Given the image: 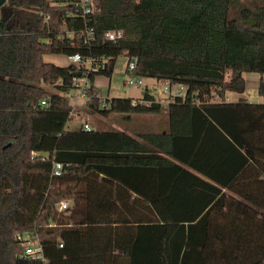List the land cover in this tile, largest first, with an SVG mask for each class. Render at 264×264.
<instances>
[{
    "label": "trees",
    "instance_id": "16d2710c",
    "mask_svg": "<svg viewBox=\"0 0 264 264\" xmlns=\"http://www.w3.org/2000/svg\"><path fill=\"white\" fill-rule=\"evenodd\" d=\"M72 1L0 6V264H264V103L224 98L245 91L244 72L264 74V0L233 17L236 0H92L97 12L66 17ZM112 29L125 34L104 40ZM74 53L102 66L44 59ZM121 54L133 75L185 87L168 130L138 136L157 151L116 129H66V94L86 74V107L102 115L163 109L146 87L137 105L93 94ZM19 233L37 235L44 261L22 255Z\"/></svg>",
    "mask_w": 264,
    "mask_h": 264
},
{
    "label": "rangeland",
    "instance_id": "374dc122",
    "mask_svg": "<svg viewBox=\"0 0 264 264\" xmlns=\"http://www.w3.org/2000/svg\"><path fill=\"white\" fill-rule=\"evenodd\" d=\"M230 10V15L238 16L240 14V10L243 6H249L251 8H255L261 0H236ZM45 60L56 62V64H68L69 62L65 59L63 55H46L44 57ZM127 56L125 54H121L116 58L114 70L110 77H106L103 75H98L95 77L94 85L96 86L99 94L102 98H110V97H119V98H142L143 97V88L144 86L148 89L149 93L152 94L155 99H160L162 101L167 100L171 97L170 94L174 95L176 92L180 91L184 92L185 87L179 86L178 84L169 85L170 91L163 92V87L165 86V81L156 80L153 78L142 77L143 86L136 85H125L124 82L129 78H134L133 74H131L126 69ZM260 77L264 80V74H259L257 72H244V85L245 92L243 97H245L249 102L254 103H264V96H261L257 93V85ZM48 89L53 90L52 86H48ZM228 93V92H226ZM231 97V96H230ZM225 98V97H224ZM226 99V98H225ZM70 104L74 101L69 98ZM80 104V103H79ZM72 113L70 114V119L67 122V126L70 129H78L80 125L88 120L90 126L92 125H102L106 124V121H119L121 117L110 116L107 117V120L102 119L104 115L86 107V102L81 101L80 105H76L72 108ZM76 108V109H75ZM79 111V112H77ZM116 113V112H113ZM100 120L101 122H97ZM67 208H70V202L67 203ZM66 208V209H67ZM65 209V210H66ZM64 211V210H63Z\"/></svg>",
    "mask_w": 264,
    "mask_h": 264
},
{
    "label": "built area",
    "instance_id": "2783aa9c",
    "mask_svg": "<svg viewBox=\"0 0 264 264\" xmlns=\"http://www.w3.org/2000/svg\"><path fill=\"white\" fill-rule=\"evenodd\" d=\"M72 4L74 5V10L73 11H67L65 12L66 17H72V16H82L85 17L86 15L95 13L99 10V4L95 1L92 0H73ZM48 17L46 16V19ZM90 32L85 31V40L84 42H88ZM125 34L123 29H112L108 30L104 33L103 39L104 40H116L118 38L123 37ZM65 59L71 63L75 64L77 66H81L87 69V73L90 71H95L99 68V66H102V63L100 65L95 64L93 65L94 59L92 58H83L79 53H74L71 55H66L64 56ZM68 63V64H69ZM127 70L132 74L135 67H136V59L133 58L127 63L126 66ZM134 78H129L124 82L125 85H136V86H143V81L141 80L142 77L140 76H135L133 75ZM179 86H182L178 84ZM145 88V86H144ZM143 88V89H144ZM170 91L169 89V84L165 82V86L163 87V92H168ZM95 96H100L99 92L93 93ZM175 94H181L180 91L176 92ZM68 98L75 102L78 101H84L87 102V100L92 96L91 93V83L88 78V75H83L79 77H73L71 81V89L69 92L66 94ZM102 98V97H101ZM103 99V104L106 105L105 99ZM148 101H144L141 98H132L130 103L132 105H137L139 103H147ZM41 105H45L46 102L44 100L40 101ZM71 114V113H70ZM82 129L84 130H91L92 128L87 122H84L82 124ZM41 153L34 152L32 155L33 156H39ZM45 156V155H44ZM44 156H41L43 159ZM61 169H62V163L59 161H52V175L53 176H59L61 174ZM67 201H60L58 204V210L63 211L67 208ZM16 241L18 245L22 248V255L25 257H31L34 259H40L42 261L45 260L44 255H43V249L42 245L38 240V237L36 234L33 233H19L16 235ZM59 247L62 246V243L58 244Z\"/></svg>",
    "mask_w": 264,
    "mask_h": 264
},
{
    "label": "crops",
    "instance_id": "0c3cea01",
    "mask_svg": "<svg viewBox=\"0 0 264 264\" xmlns=\"http://www.w3.org/2000/svg\"><path fill=\"white\" fill-rule=\"evenodd\" d=\"M49 62H51V61H49ZM53 63L56 64V62H53ZM58 65H66V64H58ZM244 92L242 94H238L235 92L225 93L226 101H236L238 98L243 97ZM132 98H134V97H131V99ZM155 101L159 102L163 107V109L158 113H109L107 115H104L102 117V119L107 120V117H110L113 115L114 116L118 115V117H121L120 120L119 121H113L112 120L110 122L106 121V124H102L101 126L100 125H93V126L91 125L90 127L92 129H99V130L116 129V130L122 131V132L136 138L147 149L152 150V151H157L156 147H154L151 143L144 141L143 139L138 137L140 134H143V133H150V134L164 133L168 130V116H167L166 108H167V105L169 103V98L167 100H164V101H162L160 99H155ZM79 103L81 104V101H78L75 103L73 102L71 104V106H73L72 108H74L76 105H80ZM77 112H79V111H77ZM71 113H72V109H71ZM85 122L88 123V120ZM97 122L100 123L101 121L98 120ZM82 124L80 125L79 128L82 127ZM66 129L67 130H77V129L68 128L67 124H66ZM106 189H117V188L110 185ZM133 197L134 196H132V198Z\"/></svg>",
    "mask_w": 264,
    "mask_h": 264
},
{
    "label": "water",
    "instance_id": "95a60500",
    "mask_svg": "<svg viewBox=\"0 0 264 264\" xmlns=\"http://www.w3.org/2000/svg\"><path fill=\"white\" fill-rule=\"evenodd\" d=\"M6 0H0V6L5 3Z\"/></svg>",
    "mask_w": 264,
    "mask_h": 264
}]
</instances>
